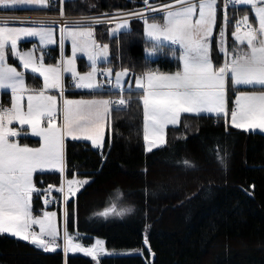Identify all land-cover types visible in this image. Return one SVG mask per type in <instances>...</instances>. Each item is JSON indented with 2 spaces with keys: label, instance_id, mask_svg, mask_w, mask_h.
Wrapping results in <instances>:
<instances>
[{
  "label": "trees",
  "instance_id": "trees-1",
  "mask_svg": "<svg viewBox=\"0 0 264 264\" xmlns=\"http://www.w3.org/2000/svg\"><path fill=\"white\" fill-rule=\"evenodd\" d=\"M163 3L169 0H149ZM57 3L59 4L58 0ZM143 0H64L67 16L102 14L136 9ZM4 11V9H0ZM33 11L59 13V7ZM250 9L229 12L233 23ZM111 24L92 25L95 39L109 44V59L101 66L113 71L128 67L131 75L147 69L176 71L180 61L168 45L155 59L145 55L151 42L140 19L112 34ZM34 44L20 42L22 47ZM47 61L59 57V43L36 48ZM213 56L220 55L214 46ZM179 53L177 52V55ZM79 69H87L84 57ZM66 83L68 77H65ZM29 86L40 88L41 76L26 71ZM237 88V87H236ZM235 87L230 88L232 105ZM118 95L109 91H74L66 95L93 97ZM139 90H125L127 107L113 110L108 118L102 147L87 140L67 139L65 175L58 171L35 173L39 192L32 196L33 214L56 209L62 224V203H45L46 191L54 195L65 177L90 181L68 200L67 229L82 245L102 238L109 249L139 248L142 253L102 256L99 264H264V133L244 131L207 114H184L180 123L167 128V142L147 151L143 139V105ZM2 99V105L9 103ZM20 144L39 146L32 134L18 137ZM190 161L188 166L184 161ZM130 209L123 215H99L112 205ZM145 237L148 243L145 244ZM85 255L61 250L45 252L11 234H0V264H93Z\"/></svg>",
  "mask_w": 264,
  "mask_h": 264
},
{
  "label": "snow or ice",
  "instance_id": "snow-or-ice-1",
  "mask_svg": "<svg viewBox=\"0 0 264 264\" xmlns=\"http://www.w3.org/2000/svg\"><path fill=\"white\" fill-rule=\"evenodd\" d=\"M145 8L137 12L122 13V16L140 17L144 20V34L151 42L146 52L156 54L164 41L179 46L172 49L181 67L175 72H161L147 69L135 76L136 88L141 91L138 97L143 105V139L147 151L165 143V129L180 122L183 113H214L223 116L236 129L264 130V0H223V25L220 28L219 51L223 63L217 66L211 56L212 35L217 22L218 0H172V3L153 7L149 0H143ZM63 4V0H61ZM5 7L45 5L46 0H0ZM247 6L251 9L254 23L245 14L235 21L234 44L227 46L226 29L228 8ZM162 10L157 19L144 15L146 11ZM64 16L63 8L60 12ZM115 18H108L111 22ZM93 18L65 22L60 28L59 43L63 51L64 41H71V56H61L56 64H45L43 54L34 55L35 49L20 52L18 41L22 37H39L41 44L56 43L53 27H7L0 26V90L10 89V107L0 106V234L30 242L45 252H55L61 248L67 256L69 252H84L93 258L106 253L104 241L97 239L95 244L84 247L74 242L67 229L68 209L65 207V227L62 233L63 244L58 243L60 232L57 229L56 213L47 212L34 217L32 196L39 192L35 186L34 174L44 169L65 171L66 139H86L97 147L103 146L106 122L113 110H120L129 101L123 95L118 100L93 96L91 99H68L64 97V74L71 73L75 87L97 90L104 83L112 84L113 69L98 68V62L107 60L109 44H100L95 39ZM96 23L101 22L98 18ZM27 23V22H25ZM36 23V22H32ZM55 23V22H52ZM129 27V20L122 19L111 29L113 34ZM9 51L17 56L22 68L39 73L43 78L42 87L31 89L25 81V74L7 63ZM77 53H83L90 61V70L80 73L76 67ZM128 67L115 72L112 87L124 92L125 77L130 75ZM98 75H104L101 82ZM229 82L233 87L250 86L260 91H239L231 109L227 105ZM58 90V95L50 94ZM131 91V83H129ZM59 96V100H58ZM61 122L58 124L57 119ZM27 125L31 133L40 138L38 147L20 144V132L12 127L13 122ZM184 163L191 165L190 161ZM88 179H68L59 187L67 204ZM66 184V186H65ZM53 186L46 190L50 192ZM48 201H45L47 203ZM130 209L119 212L113 204L99 215H123ZM39 225V231L32 230ZM145 237V244H147Z\"/></svg>",
  "mask_w": 264,
  "mask_h": 264
},
{
  "label": "crops",
  "instance_id": "crops-1",
  "mask_svg": "<svg viewBox=\"0 0 264 264\" xmlns=\"http://www.w3.org/2000/svg\"><path fill=\"white\" fill-rule=\"evenodd\" d=\"M220 0H218V2H219ZM169 3H172V0H169V1H166V2H163V4H169ZM163 4H152L153 6H155V5H163ZM44 7H47V3H46V6H39V5H35V6H28V5H24V6H15V7H12V6H9V7H5V6H3V5H0V9H4V12H2V13H19V11H16V10H37V9H41V8H44ZM242 7H246V8H248L247 6H242ZM251 10V9H250ZM25 12V11H24ZM31 12H33V11H31ZM250 16H249V19H250V21H252L253 23L255 22L254 21V17H253V13H252V11H250ZM161 14H162V10H157L156 12H152V11H150L146 16L147 17H151L150 19H152V17L153 16H155V17H158V18H160L161 17ZM223 14H224V12H223V10L221 11V9L218 7V10H217V22H216V27H215V29H214V31H213V35H212V38H211V40H212V48H211V56H212V59H213V62L217 65V66H219V64H221V63H223V60H224V56H223V54L219 51V44H218V42H219V40H220V35H219V33H220V28H221V26L223 25ZM138 19H140V20H143V19H141V18H138ZM132 20H135V19H131V21H129V27L128 28H126V29H124V30H128V29H130V27H131V23H132ZM39 24H41V23H39ZM43 25H54V24H43ZM57 26V25H56ZM115 27V24H113L112 26H111V29L112 28H114ZM234 31V24H231L230 23V17H229V11H228V24H227V29H226V41H227V46H228V48L229 49H231L232 48V46H233V44H234V37L232 36V32ZM112 33V32H111ZM143 33H144V31H143ZM113 34V33H112ZM146 38V37H145ZM25 41V40H24ZM32 41H34V40H32ZM22 42V41H21ZM169 43V42H168ZM168 43H164L165 45H168ZM171 43V42H170ZM32 45H37L36 43H35V41H34V44H32ZM31 45V46H32ZM50 46H53V45H48V46H44V47H42V46H39L38 45V47H41V48H48V47H50ZM214 46L216 47V49H217V51H218V53H219V55H220V58H219V61L217 62V61H215V58H214V56H213V48H214ZM59 47H60V44H59ZM179 47V46H178ZM37 48V47H36ZM70 51V48H69V44L68 43H65L64 42V47H63V51L61 50V47H60V51H59V54L61 53V56L62 55H64L65 53H67V52H69ZM160 51V50H159ZM159 51L157 52V54H156V56H153V57H148V58H151V59H155L157 56H158V54H159ZM177 52H179V51H177ZM146 55V54H145ZM60 58V57H59ZM58 58V59H59ZM108 59H109V57H108ZM108 59L107 60H101V61H99L98 62V65H101V63L102 62H106V61H108ZM56 64V63H55ZM21 64H18V66H20ZM114 73H113V75L115 74V71H113ZM172 72H174V71H172ZM115 76V75H114ZM65 77H68L66 74H64V84L66 83V79H65ZM69 77H71V76H69ZM132 77V75H131V73H130V75L128 76V77H125L124 79H125V90H128L129 89V84H128V81H130V78ZM42 78V77H41ZM25 81H26V84H27V80H26V76H25ZM42 84H43V78H42ZM27 86L29 87V88H31V89H36V90H38V89H40V88H37V87H33V86H29L28 84H27ZM231 87H233L232 85H231V83L229 82V85H228V89H227V105H228V108L229 109H231L232 107H233V104H234V100H235V96L238 94V92L239 91H260L261 89L259 88V86H257L256 88H252V87H250V86H237V88L235 87V90H234V96L232 97V105H229V92H230V88ZM131 90H139V89H137L136 88V85H135V80L134 81H132V83H131ZM68 91H70V90H68ZM74 91H84V92H93V91H98V90H92V89H86V88H76V89H74ZM140 91V90H139ZM50 94H52V95H58V90H51L50 91ZM9 98L10 99V102L9 103H6L5 105L3 104V106H5V108H7V107H10L11 106V102H12V97H11V90L10 89H3V90H0V106H2V99L3 98ZM64 97L65 98H68V99H91V98H93V97H84V96H71V95H66V93L64 92ZM103 98H105V97H103ZM105 99H107V98H105ZM109 99V98H108ZM58 100H59V96H58ZM184 114H193V113H183V114H181V116L182 115H184ZM201 114H207V115H212V116H214V117H216L217 119L218 118H222L224 121H225V119L223 118V116H220V117H218L216 114H214V113H201ZM61 122V120H60V118H58L57 119V123L59 124ZM107 123H108V120H107V122H106V125H105V130H104V138H105V134H106V130H107ZM227 125H230V126H232L231 124H230V117H229V122L227 123ZM169 126H171V125H169ZM12 127H16L17 129H18V131L20 132V135L18 136V137H20V136H22V135H26V134H32L31 133V129H30V127L29 126H27V125H23V126H21V125H19L17 122H13V125H12ZM168 127V126H167ZM233 127V126H232ZM241 130H244V129H241ZM244 131H259V132H262V133H264V130H261V129H254V130H244ZM33 135V134H32ZM18 137H17V140H18ZM67 139H71L70 137L69 138H67ZM66 139V140H67ZM79 140H86V139H83V138H81V139H79ZM87 141H89V140H87ZM103 141H104V139H103ZM19 142V141H18ZM91 142V141H90ZM92 143V142H91ZM23 145V144H22ZM95 146V145H94ZM30 147H38V146H30ZM66 169V168H65ZM44 171H58V172H60L58 169H44L43 171H37V172H44ZM36 172V173H37ZM63 175H65V171L62 173ZM34 176H35V174H34ZM65 179H67L66 177H65ZM64 179V180H65ZM34 182H35V179H34ZM63 183H64V181H63ZM35 186H36V188L38 189V187H37V183L35 182ZM34 194V193H33ZM45 211H47V212H55L56 213V223H57V229H58V231L60 232L61 231V223L59 222V220H58V213H57V210L56 209H54V208H52V209H46V210H44V211H42L40 214H38V215H35V214H33L34 215V217H40V216H43V213L45 212ZM62 226H63V219H62ZM33 227V229H34V231H39V225L37 224V225H33L32 226ZM61 233V232H60Z\"/></svg>",
  "mask_w": 264,
  "mask_h": 264
},
{
  "label": "rangeland",
  "instance_id": "rangeland-1",
  "mask_svg": "<svg viewBox=\"0 0 264 264\" xmlns=\"http://www.w3.org/2000/svg\"><path fill=\"white\" fill-rule=\"evenodd\" d=\"M48 0H46V3H47V5H48ZM58 2H59V13L61 12V8H63V4H61V0H58ZM63 2H64V0H63ZM149 3L150 4H152V2L151 1H149ZM156 4H158V3H156ZM39 6H42V5H39ZM43 6H45V5H43ZM158 5H155V6H153V7H157ZM145 8V4H143L141 7H139V10H137V8L136 9H126V10H118V11H108V12H106V14H111V13H120V12H126V13H129V12H134V10H137V11H140V10H142V9H144ZM64 10V9H63ZM136 11V12H137ZM150 11H146L145 13H144V15L146 16L148 13H149ZM19 13H22V12H19ZM39 13V12H38ZM11 14H17V13H11ZM103 14V13H102ZM64 16H67V15H65L64 14ZM94 16H96V17H94ZM161 16H162V14H161ZM71 17H89V18H93V22H92V25H100V24H104V23H106L107 25L108 24H111V25H113V24H115L116 22H119L120 20H122V19H128L129 21H131V19L133 18V17H128V16H122V15H114V16H106V17H98V14H93V15H76V16H71ZM96 18H98L101 22H99V23H96V22H94L95 21V19ZM108 18H115V19H113L111 22H108ZM138 18H140V17H138ZM149 18V22H151V17H148ZM157 19H159L158 17H156ZM141 22H142V24H143V31H144V28H145V24H144V20H141ZM0 26H7V27H36V26H40V24H27V23H11V22H2V21H0ZM44 26H48V27H53L54 29H55V39H56V43H59V37H60V28L58 27V26H56V25H44ZM113 29V28H112ZM110 32H112L111 30H110ZM144 34V33H143ZM144 36L146 37V35L144 34ZM147 38V37H146ZM148 39V38H147ZM24 40H34L35 41V43L37 44V45H32V46H29V47H22L21 45H20V42L21 41H24ZM65 43H68L69 44V48H70V51L69 52H67V53H65L63 56L64 57H69V56H71V54H72V52H71V41L70 40H65L64 41ZM169 41H164L163 43H168ZM56 43H53V44H41V42H40V39H39V37H35V36H31V37H22L19 41H18V49H19V51L20 52H26V51H29V50H32V49H35V51H34V55L36 56V57H39L42 53H40V52H38V50L36 49V47L39 45V46H42V47H44V46H48V45H55ZM99 43V42H98ZM170 43V42H169ZM168 43V44H169ZM60 44V43H59ZM100 44H104V43H100ZM148 47H151L150 45L149 46H146L145 47V54H146V56H148V57H153V56H156V54H154V55H149L147 52H146V49L148 48ZM60 57V58H59ZM59 59H57L56 61H47L46 60V58H45V56L43 55V62L45 63V64H55V63H58L60 60H61V53L59 54ZM79 57H84L85 58V61H86V63H87V65H88V68L87 69H79V67H78V58ZM109 57V56H108ZM7 63L8 64H11V65H13L14 67H16L17 68V70H19V71H22V72H24V74H25V76H26V71L27 72H31V70H25V69H23L22 68V65H20V66H18V64H21V62H20V60H19V58L17 57V56H15L14 54H12V52L11 51H9V54H8V58H7ZM90 61H88V59H87V56L86 55H84L83 53H77V58H76V67H77V70L80 72V73H84V72H87V71H89L90 70ZM107 68V67H103V66H101V65H98V68ZM180 67H181V63H180ZM120 70V69H119ZM119 70H116L115 72H117V71H119ZM177 71V70H176ZM170 72H172V71H170ZM175 72V71H174ZM33 73V72H32ZM114 73V72H113ZM34 74H37V75H39V73H34ZM68 77L69 76H71V73H65ZM139 74H141V73H137V74H135V75H132V77L130 78V81H128V84L129 83H132V81H134L135 80V76L136 75H139ZM40 76V75H39ZM97 79H98V77H97ZM112 79H113V82H115V76L113 75V77H112ZM99 80V79H98ZM77 87H75V86H73V87H67L66 89L68 90V89H76ZM124 88H125V84H124ZM97 90H101V89H97ZM97 97H105V98H109L107 95H96ZM180 120H181V117H180ZM180 123V122H179ZM178 123V124H179ZM178 124H176V125H178ZM171 126H174V125H171ZM168 128V127H167ZM167 128L165 129V143L164 144H166V142H167V137H166V135H167ZM164 144H162V145H164ZM162 145H159V146H162ZM146 148H147V145H146ZM68 179H88V181H90V178L89 177H79V176H72V177H68L67 179H65L64 180V183L66 182V180H68ZM86 185V184H85ZM85 185H83L82 187H80V189H79V191L85 186ZM65 186H66V184H65ZM78 191V192H79ZM78 192H76V194H75V196L77 195V193ZM62 194V193H61ZM75 196H71L69 199H71V198H73V197H75ZM62 200H63V194H62V198H61ZM63 202H64V200H63ZM63 202H61V203H63ZM116 206V210H117V212H119L121 209H125V208H123V207H117V205H115ZM62 208H63V210L65 209L64 207H63V205H62ZM109 208H111V207H109ZM104 212V211H103ZM102 213V212H101ZM62 214H63V212H62ZM114 215H117V214H110V215H108V216H114ZM107 216V217H108ZM64 227H65V217H64V223H63V226H62V224H61V235H60V238L58 239V243H60L61 245L63 244L62 243V240H61V238H62V233H63V230H64ZM32 230H34L33 229V227H32ZM70 234V233H69ZM71 235V234H70ZM72 236H73V238H74V242L75 243H79V244H81L80 242H78L77 240H76V237H75V235H73L72 234ZM97 239H99V240H102V241H104L105 242V240L104 239H102V238H94L93 239V242L90 244V245H82V246H84V247H90V246H92V245H94L95 244V242H96V240ZM104 247L106 248V253H104V254H101L100 256H98L97 258H93L92 256H89V255H87L86 253H84V252H69V253H77V254H82V255H85V256H88V257H90L92 260H93V264H99V259L102 257V256H105V255H111V254H136V253H142L143 251H142V249H139V248H122V249H109V248H107V246H106V244L104 243ZM60 249H62V247L61 248H57V250H60ZM63 252V251H62ZM64 253V252H63ZM68 255V254H67ZM64 256H65V254H64ZM66 257V256H65Z\"/></svg>",
  "mask_w": 264,
  "mask_h": 264
},
{
  "label": "built area",
  "instance_id": "built-area-1",
  "mask_svg": "<svg viewBox=\"0 0 264 264\" xmlns=\"http://www.w3.org/2000/svg\"><path fill=\"white\" fill-rule=\"evenodd\" d=\"M218 7L221 9V11L223 10V0H220L218 2ZM48 7L50 8H57L59 7V4L57 3V0H49L48 2ZM238 7H234L232 5L229 6L227 11H230L232 9H236ZM139 10V9H137ZM137 10H134V12H136ZM122 13H126V12H120V13H111V14H98V17H106V16H114V15H121ZM96 17V16H94ZM82 17H71V16H61L60 13H38V12H22V13H17V14H11V13H0V21L2 22H15V23H31L34 24L32 22H36L37 23H48V24H57L60 27L63 26V24L65 22H73V21H77L80 20ZM241 16H237L234 19V24L235 21L240 19ZM55 22V23H52ZM172 47L179 49L178 45H172L170 44ZM99 81L104 82L106 80V77L104 75H98L97 76ZM69 84L71 86L75 85V81L73 79L69 80ZM112 84H114L113 79H112ZM112 84H108V83H104L103 88H101V90L104 91H111V92H120L119 90L115 89L114 87H112ZM66 90L64 89V92ZM121 93V92H120ZM121 96L118 95H113L110 99L115 101L120 99ZM126 106H123L122 108H125ZM46 200L48 201H55V202H63V200L61 199V197L59 196H51L50 194L46 195ZM64 204V202H63ZM63 240V238H62ZM61 251H63L62 249H60Z\"/></svg>",
  "mask_w": 264,
  "mask_h": 264
}]
</instances>
